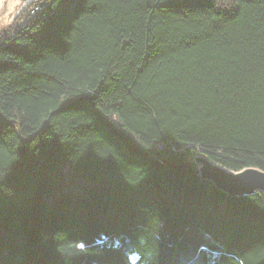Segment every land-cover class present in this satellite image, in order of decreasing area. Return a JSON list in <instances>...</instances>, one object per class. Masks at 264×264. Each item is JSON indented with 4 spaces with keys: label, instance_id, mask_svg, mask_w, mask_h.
<instances>
[{
    "label": "trees",
    "instance_id": "16d2710c",
    "mask_svg": "<svg viewBox=\"0 0 264 264\" xmlns=\"http://www.w3.org/2000/svg\"><path fill=\"white\" fill-rule=\"evenodd\" d=\"M199 154L264 170V0H36L0 30V264H264V193Z\"/></svg>",
    "mask_w": 264,
    "mask_h": 264
},
{
    "label": "water",
    "instance_id": "95a60500",
    "mask_svg": "<svg viewBox=\"0 0 264 264\" xmlns=\"http://www.w3.org/2000/svg\"><path fill=\"white\" fill-rule=\"evenodd\" d=\"M36 0H0V23L10 26L14 20ZM199 166V174L210 180L219 189L234 196H248L257 192L264 193V170L246 167L233 171L214 162L205 154L197 155L194 160Z\"/></svg>",
    "mask_w": 264,
    "mask_h": 264
},
{
    "label": "snow or ice",
    "instance_id": "6c2138e0",
    "mask_svg": "<svg viewBox=\"0 0 264 264\" xmlns=\"http://www.w3.org/2000/svg\"><path fill=\"white\" fill-rule=\"evenodd\" d=\"M17 2H19V0H17ZM215 2L218 10H227L231 4V0H215Z\"/></svg>",
    "mask_w": 264,
    "mask_h": 264
},
{
    "label": "rangeland",
    "instance_id": "374dc122",
    "mask_svg": "<svg viewBox=\"0 0 264 264\" xmlns=\"http://www.w3.org/2000/svg\"><path fill=\"white\" fill-rule=\"evenodd\" d=\"M16 19H17V18H16ZM16 19H15V20H16ZM15 20H14V22H15ZM14 22H13V23H14ZM0 26H3V27H8L7 25H5V24H2V23H0Z\"/></svg>",
    "mask_w": 264,
    "mask_h": 264
},
{
    "label": "clouds",
    "instance_id": "9594fccd",
    "mask_svg": "<svg viewBox=\"0 0 264 264\" xmlns=\"http://www.w3.org/2000/svg\"><path fill=\"white\" fill-rule=\"evenodd\" d=\"M2 27H3V26H0V30H2Z\"/></svg>",
    "mask_w": 264,
    "mask_h": 264
},
{
    "label": "built area",
    "instance_id": "2783aa9c",
    "mask_svg": "<svg viewBox=\"0 0 264 264\" xmlns=\"http://www.w3.org/2000/svg\"><path fill=\"white\" fill-rule=\"evenodd\" d=\"M37 9H38V7H37Z\"/></svg>",
    "mask_w": 264,
    "mask_h": 264
}]
</instances>
